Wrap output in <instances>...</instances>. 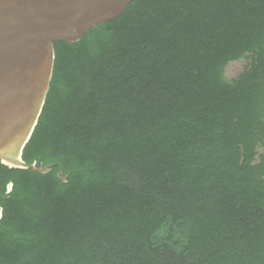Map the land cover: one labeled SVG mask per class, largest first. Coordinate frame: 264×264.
<instances>
[{"label": "trees", "instance_id": "obj_1", "mask_svg": "<svg viewBox=\"0 0 264 264\" xmlns=\"http://www.w3.org/2000/svg\"><path fill=\"white\" fill-rule=\"evenodd\" d=\"M54 47L23 158L61 166L0 163V264H264V0H133Z\"/></svg>", "mask_w": 264, "mask_h": 264}, {"label": "water", "instance_id": "obj_2", "mask_svg": "<svg viewBox=\"0 0 264 264\" xmlns=\"http://www.w3.org/2000/svg\"><path fill=\"white\" fill-rule=\"evenodd\" d=\"M132 1L0 0V163L41 173L61 166L39 167L23 158L51 87L54 43L79 41L91 27L120 16Z\"/></svg>", "mask_w": 264, "mask_h": 264}, {"label": "rangeland", "instance_id": "obj_3", "mask_svg": "<svg viewBox=\"0 0 264 264\" xmlns=\"http://www.w3.org/2000/svg\"><path fill=\"white\" fill-rule=\"evenodd\" d=\"M247 64L248 61L244 58L229 63L224 72L225 79L231 80L237 77L244 70Z\"/></svg>", "mask_w": 264, "mask_h": 264}, {"label": "flooded vegetation", "instance_id": "obj_4", "mask_svg": "<svg viewBox=\"0 0 264 264\" xmlns=\"http://www.w3.org/2000/svg\"><path fill=\"white\" fill-rule=\"evenodd\" d=\"M245 67H246V66H245ZM244 69H245V68H244ZM243 71H244V70H243ZM243 71H242V72H243ZM242 72H241V73H242ZM241 73H240V74H241ZM240 74H239V75H240Z\"/></svg>", "mask_w": 264, "mask_h": 264}]
</instances>
